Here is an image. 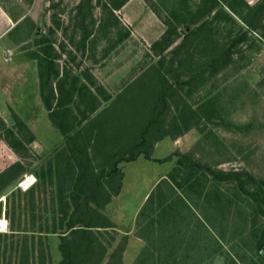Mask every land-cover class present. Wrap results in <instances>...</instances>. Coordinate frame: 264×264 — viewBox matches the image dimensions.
<instances>
[{"label": "rangeland", "instance_id": "rangeland-1", "mask_svg": "<svg viewBox=\"0 0 264 264\" xmlns=\"http://www.w3.org/2000/svg\"><path fill=\"white\" fill-rule=\"evenodd\" d=\"M215 1L210 13L212 0H131L115 11L113 27L111 0H0L4 11L23 19L9 47L14 58L27 57L35 34L43 33L64 55L60 65L68 63L82 81L91 75L92 90L109 94L107 101L97 94L100 107L85 112V119V105L74 106L71 135L94 168L100 160L96 148L105 145L102 135L110 141L105 158L114 161L126 150L152 146L149 159L140 154L118 164L120 194L100 210L114 227L95 232L106 249L99 264H263L257 241L264 235V0ZM83 22L92 33L85 50H78ZM168 27L174 42L156 54L151 46ZM160 84L170 92L161 117ZM38 96L30 105L20 97L0 107L1 170L7 169L0 181V264L62 260L60 235L68 216L61 209L72 199L71 164H77L66 158L68 141ZM16 118L36 137L28 143L29 133L21 134L27 142L21 155L6 143ZM160 123L170 133L161 140ZM145 133L151 137L143 145ZM177 153L201 165L195 174L201 184L173 188L167 182ZM208 167L246 173L256 183L245 193L236 181H213ZM109 168L103 182L112 181ZM23 180L30 181L28 189ZM95 249L93 259L82 263L81 255L79 264H96L103 251Z\"/></svg>", "mask_w": 264, "mask_h": 264}, {"label": "trees", "instance_id": "trees-1", "mask_svg": "<svg viewBox=\"0 0 264 264\" xmlns=\"http://www.w3.org/2000/svg\"><path fill=\"white\" fill-rule=\"evenodd\" d=\"M128 1L129 0H111L109 7L111 15L115 20L113 27H116V24L118 23L116 21L115 11H119ZM215 3L216 1L212 0V6L208 12L211 13L214 10L216 6ZM81 9L82 8L80 6L78 9L80 11L79 16H81ZM56 22L57 21L54 17V23ZM245 22L249 25V22L246 21V19ZM83 24L84 22L79 25L82 28V33L78 50H85L87 44L86 42L90 40L89 38L92 33ZM51 33L54 34L55 32L51 31ZM174 34V30L171 27H168L160 39L151 46L152 51L156 52V54L160 53V55L164 53L170 46H172L174 42ZM124 36L129 37L130 34L127 33ZM71 43L74 45L76 44L72 40ZM37 44L40 46L36 55L39 60V77L42 101L48 111L49 119L52 125L68 141V149H65L67 154L66 158L76 161L77 164H71V166H73L76 170L73 174L71 172V180L75 183V187L71 195L72 199L69 203L67 202L63 205L65 208L61 209V212L65 213L66 217L68 216V220L66 225L67 230L60 235L59 250L62 254V260L58 264H79L81 255L83 257L82 263L88 262L89 258H94L96 247L103 251L102 255L96 260V264H99L104 257L106 249L104 250V247L98 240L95 232H100L101 229L106 230L114 227L111 221L102 215L100 210L111 203L114 196H118L120 194L123 172L118 168V164L121 162L136 161L140 154H144L145 158L149 159L151 157L152 146L144 149V151L140 149L138 153L126 150L122 152V155L114 161L112 158L110 159V157L105 158L104 153L106 151L104 149L106 148L104 146H107L106 144L110 141L106 140L103 137L104 135H102V140L100 142L105 145L96 148L99 152L98 156L100 155V160L96 168H101V173L98 175L95 171L96 168H94L91 164L89 154L81 150L80 145L77 144L75 136L71 135V133L75 130L76 122L74 106L79 102V104L85 105L86 109L83 112V117L85 119V112L90 114L95 112L100 107L99 105L101 104V100H98L97 94L102 98V100L106 101L109 100L110 96L102 88H97V93L92 90V88L96 85L93 81H91V75L90 77L89 75H86L84 77L85 80L82 81L83 77L71 75L72 72L69 68H67V66H69L68 64H66L63 71H61L58 60H61L63 55L55 49L54 45L50 43L49 38L43 33L40 37H38ZM70 57L72 62H75V57ZM165 83L167 82L165 81ZM167 87L168 86L165 84H160V117L163 112H165V109L163 108H169L167 99L170 92ZM157 110L158 109H156V111ZM15 120V128L6 130V142L17 154H20L21 150L24 149V144L27 142H33L34 136L23 121L19 118H16ZM148 128L153 129V126L149 125ZM24 131L28 132L30 135L26 143L20 137ZM147 133L143 135V145L147 139H149L148 136L151 137V135ZM168 134H170L169 129L160 123L159 139H163ZM96 142H94V144L98 145L99 142L97 144ZM176 156L179 158L177 166L169 174L167 182L173 188H184V183L190 184V188L196 184H201V178L195 175L201 165L191 162V158L188 155H181L180 153H177ZM107 168L110 170L107 172L106 176L112 179L111 182L102 181V177L105 176L104 170ZM183 168L185 170L184 174L187 170L186 178L179 180V177L183 173ZM207 171L212 175L213 181L217 183L229 181L238 182V188L242 189L245 193H249L247 190V185L249 183H256L254 177L246 173L224 172L214 170L210 167L207 168ZM58 172L59 171H57V173ZM6 173L7 172H4L0 175V181L4 180L3 176ZM59 178H61L60 173ZM161 183L162 181L157 185L158 190L160 189V193L162 189ZM190 188L188 187V189ZM250 195L256 202L260 203L257 195L254 193H250ZM154 196L155 195L152 193L148 197V201L153 202ZM161 198L162 195L160 194V201ZM69 212L71 213L69 214ZM66 217L62 218V220H65ZM257 246L264 264V235L258 239ZM26 264H28V262Z\"/></svg>", "mask_w": 264, "mask_h": 264}, {"label": "crops", "instance_id": "crops-1", "mask_svg": "<svg viewBox=\"0 0 264 264\" xmlns=\"http://www.w3.org/2000/svg\"><path fill=\"white\" fill-rule=\"evenodd\" d=\"M130 1L126 2L125 5H127V3H129ZM8 12L4 11L0 7V107H2L5 102L14 105L16 101H19L20 97H22L23 101L26 99L27 103L30 105L33 94L38 93V97L42 103V108L46 111L47 117L49 118L48 111L46 110L41 97V85L39 77L40 68L39 60L36 55V53L40 49V46L37 44L38 36L36 37L35 34V48L33 51H31V53L27 55V57L23 56V58H20L19 56L16 57L15 55L14 60L9 63H6L3 60V51L11 47L13 45L12 43H15L14 40L18 35V32H15V29L18 28V26H20V24L23 22L22 16H17L16 18H14L11 15L12 13L10 11ZM33 24L35 25L36 22H34ZM59 61H62V59L58 60V62ZM66 64L68 63H65V65ZM65 65H60L61 71H63ZM67 68H69V66H67ZM19 119L23 121L21 118ZM23 123L28 126L24 121ZM33 136V142H35L36 137L35 135ZM2 164L3 161L0 155V175H2L7 170L6 168L1 170ZM9 167L10 166H8L7 168Z\"/></svg>", "mask_w": 264, "mask_h": 264}, {"label": "built area", "instance_id": "built-area-1", "mask_svg": "<svg viewBox=\"0 0 264 264\" xmlns=\"http://www.w3.org/2000/svg\"><path fill=\"white\" fill-rule=\"evenodd\" d=\"M3 60L6 63L12 62L14 60V51L12 49H6L3 51Z\"/></svg>", "mask_w": 264, "mask_h": 264}, {"label": "bare ground", "instance_id": "bare-ground-1", "mask_svg": "<svg viewBox=\"0 0 264 264\" xmlns=\"http://www.w3.org/2000/svg\"><path fill=\"white\" fill-rule=\"evenodd\" d=\"M21 187L25 188V189H28L30 187V181L29 180H25V181L23 180L22 183H21Z\"/></svg>", "mask_w": 264, "mask_h": 264}]
</instances>
